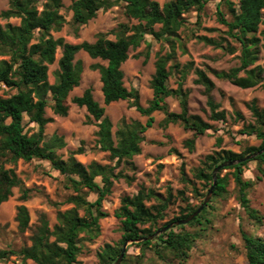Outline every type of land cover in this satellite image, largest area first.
Instances as JSON below:
<instances>
[{"label": "trees", "instance_id": "1", "mask_svg": "<svg viewBox=\"0 0 264 264\" xmlns=\"http://www.w3.org/2000/svg\"><path fill=\"white\" fill-rule=\"evenodd\" d=\"M39 1L7 0L8 9L1 13L2 18H16L19 24L0 25V86L16 91L10 96L0 97V205L12 196L13 188L22 187L16 173L11 168H5V164H14L18 160H38L47 162L53 170L64 176L66 188L72 191L64 203L71 205V208L57 212L56 224L53 227L42 217L30 237L31 245L23 247L19 252L0 250V261L15 255L19 256L22 262L30 260L34 264H76L81 242L91 240L100 233L99 221L106 217L102 211V202L110 195L113 182L121 178L129 180L128 176L122 171L116 172V169L121 163L130 164L129 161L141 153L143 134L154 123L153 113L163 114L161 127L180 124L192 133V136L184 141V146L189 152L194 150L198 137L214 130L210 122H224L226 113L219 110L218 104L212 99L213 82L199 69L194 71L197 77L195 83L205 89L208 107L205 118L190 114L188 92L183 89L181 83L175 89L167 86L171 69L180 67L174 59L178 31L184 26L183 16L191 9L201 10L207 0H168L162 5L153 0H70L71 18L68 22L60 13L63 8L61 0H45L40 4ZM224 1L231 19L226 20L219 12V22L227 28V35L239 43L240 63L237 68L228 73H220L219 76L241 89L258 85L264 88V64H256L262 47L261 41H264V30L259 32L260 37L257 36L264 19V0H238L237 8L231 0ZM118 5L123 7L127 19L137 23L119 24L114 40L107 39L104 33H98L93 42L71 44L51 35L52 32L60 31L65 24H69L76 36L79 28L94 19L98 11ZM155 26H159L158 30H155ZM146 36L163 42L168 50L155 56V71L150 80L152 99L146 106H142L138 92L135 89L128 90L124 86L121 66L128 59L129 51L137 49L142 43L146 44L147 58L150 43L146 41ZM201 40L217 48L221 47V44L212 39L202 37ZM58 48L61 49V55L57 60L54 82L49 83L48 68L56 61ZM80 52H84L91 59L105 62V65L90 66L91 70L99 73L104 106L117 101H127L129 107L146 118L144 123L127 122L123 118L112 134V124L105 116V109L93 98L90 88L85 89L80 96L71 98L72 104L84 107L88 117L97 122L96 138L99 150L108 153L114 164L101 165L92 161L84 166L75 159L73 152L63 160L57 155V150L65 146L63 138L54 135L48 141H43L44 128L51 121L45 117V109L49 107L54 115L65 117L69 110V93L80 85L83 67L80 60H75V56ZM231 53H234V50H231ZM186 75L187 72L183 71L181 78L184 79ZM168 97L178 100L179 112L169 111L165 103ZM248 109L254 123L244 126L240 134L255 135L261 141L260 145L245 147L241 153L219 148L205 155L200 167L192 170L191 174L206 190L212 186V172L216 166L222 162L243 158L264 147V109L260 110L255 101L248 105ZM24 117H27L29 123L37 126L36 132L27 133L23 125ZM221 143V138H217V147H220ZM250 162L257 163L260 176L256 180L260 181L264 178V153L253 160L224 170H233L232 177L240 206L248 218L261 224L263 216L250 206L248 197V191L255 182L243 179L244 169ZM224 170L217 174L213 197L222 198L227 194L229 180L227 176H221ZM181 176L184 183L192 184L183 168ZM84 189L87 190L86 193L83 192ZM21 190L20 199H27L29 190L24 187ZM194 192L199 195L196 189ZM91 194L95 196L94 199L89 198ZM178 195L183 197V192H178ZM204 198L205 194L199 205H188L184 214L159 226L172 200L170 190L164 199L159 198L154 190L143 186L136 194L123 196L114 212L120 223L121 237L115 244H105L99 250L98 264H114L124 243L149 237L166 224L187 218L196 211ZM151 199H154L156 204L146 205ZM210 203L211 200L191 222L167 230L155 241L132 243L142 254L137 257L135 263H128L125 252L120 264H142L144 252L148 247H152L159 258H164L167 253L179 262H184L195 241V234L186 228L200 224V219L210 207ZM16 219L19 229L25 230L29 215L24 205L17 207ZM241 238L246 264H264V236L254 237L242 232Z\"/></svg>", "mask_w": 264, "mask_h": 264}, {"label": "rangeland", "instance_id": "2", "mask_svg": "<svg viewBox=\"0 0 264 264\" xmlns=\"http://www.w3.org/2000/svg\"><path fill=\"white\" fill-rule=\"evenodd\" d=\"M44 1L40 0L39 4ZM153 1L162 5L168 0ZM231 2L237 8L238 0ZM61 3L63 8L60 13L68 22L71 18L69 9L71 1L61 0ZM7 9V0H0V25L6 23L18 25L19 20L16 18L1 17V13ZM219 12L226 20L231 19L224 0H207L201 10L191 9L184 14V26L178 31L179 38L175 42L174 62L180 67L176 70L171 69L167 86L175 89L181 83L183 89L188 92L190 114L205 118V112H208L205 89L195 83L197 77L194 73L196 69L203 71L214 84L211 96L218 104L219 110L226 113L225 121L210 122L214 130L198 137L194 150L189 152L184 146V141L190 138L192 133L180 124L161 127L163 114L153 113L154 123L143 134L141 153L129 161L131 165L121 163L116 169V172L122 171L128 176L129 180L121 178L113 182L110 195L102 202V211L105 212L106 217L99 221L100 233L91 240L81 242V251L76 264H98L99 250L105 244L118 242L121 237L120 223L115 218L114 212L123 196H132L143 186L154 190L159 198L164 199L170 190L172 200L164 220L159 222L161 226L184 214L188 205H199L200 199L204 194L206 196L208 190L199 181L194 180L191 174L192 170L200 167L205 155L219 148L241 153L245 147L260 145L261 141L255 135H241L240 131L244 126L254 123V118L248 109L252 101H255L260 110L264 109V88L258 85L250 89H241L219 76L220 73H228L237 68L240 63L238 59L240 45L227 35V28L219 22ZM122 23L134 25L137 22L127 19L123 7L118 5L105 11H98L94 19L79 28L76 36L69 24H65L60 31L52 32L51 35L55 39L62 38L71 44L93 42L98 33H104L107 39L114 40L117 26ZM158 28L159 26H155V30ZM262 30H264V19L257 33L258 37ZM202 37L218 42L221 47L217 48L202 41ZM146 41L150 43L147 58L146 44L142 43L137 49L129 51L128 59L121 66L124 86L128 90L135 89L138 92L142 106H146L152 99L150 80L155 71V56L157 53L164 54L168 50L163 42L154 41L150 36H146ZM261 46L259 60L256 63L258 65L264 64V41H261ZM231 50H234V53H231ZM60 55L61 49L58 48L56 61L48 68L49 83L54 82V72L57 70V60ZM75 60H80L83 67L80 85L69 93V110L65 117L54 115L49 107L45 109V117L51 121L44 128L43 141H48L54 135L63 138L65 146L57 150V155L63 160L73 152L75 159L84 166L92 161L101 165L114 164V161L109 159L108 153L99 150L96 138L97 122L88 117L84 107L72 104L71 98L80 96L85 89L90 88L93 98L105 109V116L112 124V134L123 118L127 122L140 123H144L146 118L129 107L127 101H117L104 106L99 73L90 69L93 64L105 65L104 61L91 59L84 52L78 53ZM183 71L187 72L184 79L181 78ZM15 92L0 86V97H7ZM165 103L169 111H180L177 99L168 97ZM23 125L28 134L37 131V126L29 123L27 117H24ZM217 138L222 140L220 147L216 145ZM5 168L13 169L21 180L22 187L29 190L27 199L22 200L20 199L22 187L13 188L12 196L0 205V250L19 252L23 247L31 245L30 237L42 217L50 227H53L56 224L57 212L71 208V205L64 202L72 191L66 188L64 176L53 170L47 162L18 160L14 164H5ZM182 168L192 184L182 181ZM232 172L233 170L228 169L221 174L227 176L229 180L227 194L222 198L211 196L210 207L201 217L200 224L186 228L187 231L195 234L194 245L188 258L184 262H179L167 253L164 258H159L152 247H148L144 252L142 264H246L241 233L245 232L254 237L264 236V178L260 181L256 180L260 176L256 162H250L244 169L243 179L255 182L248 191V197L250 206L263 216L260 224L248 218L240 206ZM194 189L197 190L198 196ZM180 191L183 192V197L178 195ZM83 192L86 193L87 190L84 189ZM89 198L94 199L95 196L91 194ZM152 204H156L154 199L146 203L148 206ZM19 205H24L29 215L28 226L23 231L19 229L16 219ZM127 248L128 263H135L142 252L132 244ZM0 264L34 263L30 260L22 262L19 256L12 255L7 260L0 261Z\"/></svg>", "mask_w": 264, "mask_h": 264}, {"label": "water", "instance_id": "3", "mask_svg": "<svg viewBox=\"0 0 264 264\" xmlns=\"http://www.w3.org/2000/svg\"><path fill=\"white\" fill-rule=\"evenodd\" d=\"M264 153V147L261 148L260 150H258L257 152L253 153V154H249L243 158L237 159V160H233V161H226V162H222L221 164H219L218 166L215 167V169L212 172V186L209 188V190L207 191V194L204 198V200L202 201V203L200 204V206L196 209L195 212H193L191 215H189L187 218L185 219H181V220H176V221H172L168 224H166L165 226H163L162 228H160L159 230H157L153 235L149 236V237H145V238H141V239H136L134 241H128L126 243L123 244L122 246V250L121 253L119 255V257L117 258V260L114 262V264H120L127 246L132 244V243H140V242H144L147 240H154L156 239L158 236L164 234L167 230L172 229L173 227L176 226H180V225H186L189 222H191L196 216H198L200 214V212L204 209V207L208 204V202L210 201V198L212 196V192H213V188L216 184V177L217 174L221 171L224 170L225 168L234 166L236 164L245 162V161H250L253 160L254 158H256L257 156H260Z\"/></svg>", "mask_w": 264, "mask_h": 264}]
</instances>
